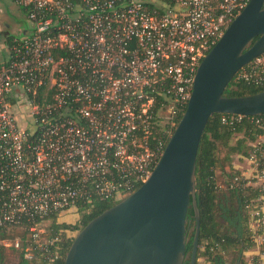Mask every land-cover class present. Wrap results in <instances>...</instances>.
<instances>
[{"label": "built area", "instance_id": "2783aa9c", "mask_svg": "<svg viewBox=\"0 0 264 264\" xmlns=\"http://www.w3.org/2000/svg\"><path fill=\"white\" fill-rule=\"evenodd\" d=\"M249 1L13 0L29 27L0 37V254L19 262L27 242L28 264H43L50 216L124 199L150 177L201 61ZM237 79L263 85L264 53ZM243 119L264 130V114L222 123ZM252 146L239 159L261 192L248 225L264 264V134Z\"/></svg>", "mask_w": 264, "mask_h": 264}, {"label": "water", "instance_id": "95a60500", "mask_svg": "<svg viewBox=\"0 0 264 264\" xmlns=\"http://www.w3.org/2000/svg\"><path fill=\"white\" fill-rule=\"evenodd\" d=\"M263 53L264 0H250L201 61L186 111L150 177L77 234L64 264H184L191 204L196 231L189 264H197L196 170L201 140L214 114H264V90L225 95L239 71Z\"/></svg>", "mask_w": 264, "mask_h": 264}, {"label": "trees", "instance_id": "16d2710c", "mask_svg": "<svg viewBox=\"0 0 264 264\" xmlns=\"http://www.w3.org/2000/svg\"><path fill=\"white\" fill-rule=\"evenodd\" d=\"M263 90L264 84L257 86L241 81L237 79L236 75L225 91V95L246 96ZM226 115L228 114L211 116L197 156L196 199L200 212V239L197 257L198 259L204 257L209 264H228L227 256L237 253L235 264H238L239 260L241 264H244L242 260L244 252L255 246L248 225L251 204L261 195V192L259 188L248 186L247 179L233 163L234 157L249 158L251 156L254 150L252 144L264 134V130L252 124L249 119H243L233 126H226L222 123V117ZM181 117L182 113H179L175 118V123L178 124ZM166 129H170L171 134L175 130L170 125H167ZM156 137L168 139L163 127L160 128ZM263 162L264 160H261V163ZM121 200L100 201L94 199L81 202L75 211V225L62 223V218L58 215L50 216L45 223L46 233L44 235L53 242L48 245L47 251H45V255L49 259H43L42 263L64 264L66 254L74 240V237H71L69 233L84 228L91 220ZM187 221V255L184 264L190 262L196 231L195 211L192 204L187 213ZM11 237L26 238L25 235L19 234L17 231H14ZM27 246V242L23 243V247L19 251L18 264H28L24 258ZM3 257L4 255L1 253L0 264L7 262L6 257ZM254 263L261 264L259 259L252 264ZM197 264H199L198 261Z\"/></svg>", "mask_w": 264, "mask_h": 264}, {"label": "rangeland", "instance_id": "374dc122", "mask_svg": "<svg viewBox=\"0 0 264 264\" xmlns=\"http://www.w3.org/2000/svg\"><path fill=\"white\" fill-rule=\"evenodd\" d=\"M9 25L11 27V33L14 34V36L19 35L21 32V29L28 28L29 27V21L22 9H20L18 6H16L13 2V0H0V28L6 27ZM240 157H234V166L236 169L240 170L244 175L250 176V174L253 171V167L251 164L246 160L239 159ZM71 225H75L76 218L75 215H64L63 220L61 222ZM83 228V227H82ZM81 228V229H82ZM75 231L72 233H69L71 237H76L77 234L81 231ZM249 257V254H245L243 256V263L247 264L246 259ZM189 256L187 257V259ZM7 263L8 264H17V259L14 255H8L7 256ZM237 260V253H231L227 256L228 264H235ZM199 264H209L208 261L204 257H201L198 259ZM238 264H241L240 260L237 262Z\"/></svg>", "mask_w": 264, "mask_h": 264}, {"label": "crops", "instance_id": "0c3cea01", "mask_svg": "<svg viewBox=\"0 0 264 264\" xmlns=\"http://www.w3.org/2000/svg\"><path fill=\"white\" fill-rule=\"evenodd\" d=\"M245 254H249V257L246 259L247 264H252L254 261L259 259L260 251L254 246L253 248L247 250Z\"/></svg>", "mask_w": 264, "mask_h": 264}, {"label": "flooded vegetation", "instance_id": "af4514ba", "mask_svg": "<svg viewBox=\"0 0 264 264\" xmlns=\"http://www.w3.org/2000/svg\"><path fill=\"white\" fill-rule=\"evenodd\" d=\"M13 35L14 34L11 33V27L9 25H7L6 27L0 28V37L10 38ZM7 262L5 264H8Z\"/></svg>", "mask_w": 264, "mask_h": 264}]
</instances>
